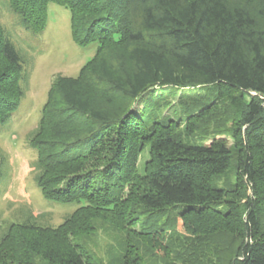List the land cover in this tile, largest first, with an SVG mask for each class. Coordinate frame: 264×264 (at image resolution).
<instances>
[{
  "label": "trees",
  "instance_id": "trees-1",
  "mask_svg": "<svg viewBox=\"0 0 264 264\" xmlns=\"http://www.w3.org/2000/svg\"><path fill=\"white\" fill-rule=\"evenodd\" d=\"M7 1L33 33L44 31L49 3L63 6L73 42L97 48L76 77L53 78L26 136L42 196L83 205L56 229L30 212L11 223L0 235V264H30L36 256L46 264H90L71 244L56 245L82 214L101 213L124 227L148 225L178 206L167 220L172 232L180 220L194 237L223 236V264H264V0ZM22 78V59L0 24V126L19 108ZM86 81L103 84L121 104L111 107L106 97L105 106L92 107ZM167 88L212 92L183 127L223 105L232 128L198 135L197 143L176 136L177 123L147 121L139 102ZM15 230L47 239L15 245Z\"/></svg>",
  "mask_w": 264,
  "mask_h": 264
},
{
  "label": "rangeland",
  "instance_id": "rangeland-1",
  "mask_svg": "<svg viewBox=\"0 0 264 264\" xmlns=\"http://www.w3.org/2000/svg\"><path fill=\"white\" fill-rule=\"evenodd\" d=\"M256 2L254 6L257 10ZM0 24L22 59L23 73V97L19 108L8 123L0 126V161L3 159L0 176V235L11 223L22 222L27 212L33 216L42 215L38 222L56 229L83 204L55 203L42 196L31 168L36 154L28 146L26 136L38 124L53 78L76 77L82 66L94 56L97 43L84 47L76 45L71 38L69 12L55 3L47 6V22L42 33L24 29L19 17L10 10L7 0H0ZM82 87L92 107L105 106L106 97L113 102L111 107L121 104L103 84L86 81ZM210 93L204 92V89L191 91L167 88L163 92H149L139 102L138 108L147 106L143 113L147 121L165 118L177 123L173 131L176 136L198 143L200 136H213L219 133L216 130L221 129L228 131L233 124L230 116L224 114V106L220 105L216 110L202 114L189 129L183 127L185 117L196 113L198 106L208 102ZM228 140L231 141L230 138ZM147 156L148 149L145 147L138 163L140 173ZM131 207L142 209L135 203ZM182 210L183 207L178 206L148 225L139 220L124 227L116 218L110 219L100 213L88 219L90 214L84 213L73 223L75 226L66 228L64 237L56 245L71 244L82 252L90 264H223L225 255L220 251L223 236L213 240L194 237L180 220L171 225L174 226L173 232L168 228L167 220ZM118 217L124 220L122 216ZM84 224L88 225L86 231H82L86 227ZM31 236L37 237L39 241L46 238L41 233L15 230L14 243L18 245ZM31 260L30 264H46L37 256Z\"/></svg>",
  "mask_w": 264,
  "mask_h": 264
}]
</instances>
